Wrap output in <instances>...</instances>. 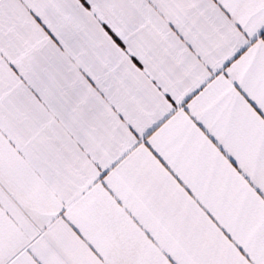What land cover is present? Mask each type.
Here are the masks:
<instances>
[{
    "label": "snow or ice",
    "instance_id": "6c2138e0",
    "mask_svg": "<svg viewBox=\"0 0 264 264\" xmlns=\"http://www.w3.org/2000/svg\"><path fill=\"white\" fill-rule=\"evenodd\" d=\"M0 264H264V0H0Z\"/></svg>",
    "mask_w": 264,
    "mask_h": 264
}]
</instances>
